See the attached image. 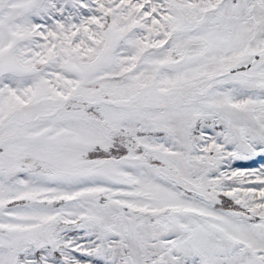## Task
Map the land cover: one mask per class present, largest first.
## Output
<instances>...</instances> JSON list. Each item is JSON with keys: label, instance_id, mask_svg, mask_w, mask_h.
Listing matches in <instances>:
<instances>
[{"label": "snow or ice", "instance_id": "snow-or-ice-1", "mask_svg": "<svg viewBox=\"0 0 264 264\" xmlns=\"http://www.w3.org/2000/svg\"><path fill=\"white\" fill-rule=\"evenodd\" d=\"M0 264H264V0H0Z\"/></svg>", "mask_w": 264, "mask_h": 264}]
</instances>
